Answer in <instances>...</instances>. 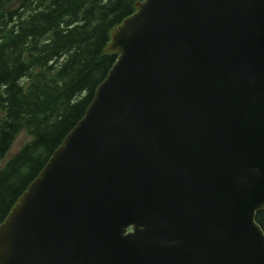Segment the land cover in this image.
<instances>
[{"label": "water", "instance_id": "water-1", "mask_svg": "<svg viewBox=\"0 0 264 264\" xmlns=\"http://www.w3.org/2000/svg\"><path fill=\"white\" fill-rule=\"evenodd\" d=\"M104 50L0 264H264V0H138Z\"/></svg>", "mask_w": 264, "mask_h": 264}, {"label": "trees", "instance_id": "trees-1", "mask_svg": "<svg viewBox=\"0 0 264 264\" xmlns=\"http://www.w3.org/2000/svg\"><path fill=\"white\" fill-rule=\"evenodd\" d=\"M136 1L0 0V222L81 116L116 57L109 31ZM254 221L264 232V207Z\"/></svg>", "mask_w": 264, "mask_h": 264}, {"label": "rangeland", "instance_id": "rangeland-1", "mask_svg": "<svg viewBox=\"0 0 264 264\" xmlns=\"http://www.w3.org/2000/svg\"><path fill=\"white\" fill-rule=\"evenodd\" d=\"M29 138L28 134L24 131L21 130L19 131L16 136L14 137L9 150L6 153V157L11 155L16 149L25 141Z\"/></svg>", "mask_w": 264, "mask_h": 264}]
</instances>
